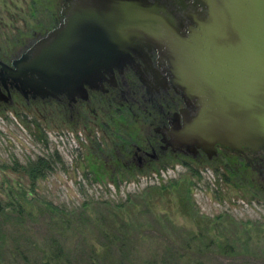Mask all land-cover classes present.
Listing matches in <instances>:
<instances>
[{
	"label": "rangeland",
	"instance_id": "1",
	"mask_svg": "<svg viewBox=\"0 0 264 264\" xmlns=\"http://www.w3.org/2000/svg\"><path fill=\"white\" fill-rule=\"evenodd\" d=\"M31 1L0 0V46L32 24ZM86 144L40 132L26 116H0V264H45L55 241L69 264H83L91 248L99 264H264L256 183L179 166L110 181ZM38 157L54 161L32 183L21 166Z\"/></svg>",
	"mask_w": 264,
	"mask_h": 264
},
{
	"label": "water",
	"instance_id": "2",
	"mask_svg": "<svg viewBox=\"0 0 264 264\" xmlns=\"http://www.w3.org/2000/svg\"><path fill=\"white\" fill-rule=\"evenodd\" d=\"M74 7L81 20L66 13L72 18L13 61L8 75L21 88L71 96L109 71L80 65L81 54L66 49L67 26L82 21L84 30L100 31L103 62L136 38L165 49L171 85L185 103L175 135L186 147L264 153V0H84Z\"/></svg>",
	"mask_w": 264,
	"mask_h": 264
},
{
	"label": "flooded vegetation",
	"instance_id": "3",
	"mask_svg": "<svg viewBox=\"0 0 264 264\" xmlns=\"http://www.w3.org/2000/svg\"><path fill=\"white\" fill-rule=\"evenodd\" d=\"M81 1L84 0H32L31 5H26L32 24L23 21V29L13 35L12 43L0 46V116L8 112L20 118L26 116L43 133L70 132L81 146L87 143L91 162L101 165L104 170L100 173L110 181H134L167 166H179L210 169L233 183H256L264 192L261 150L215 145L213 150L204 151L186 147L176 137L175 132L183 126L181 111L185 103L171 85L167 52L160 44L132 39L121 49V56H109L104 63L97 55L100 31L93 25L84 30V23L79 21L67 26L66 49L81 54L80 65L92 70L101 66L109 69L101 71L93 85L77 87L71 96L65 92L41 96L36 88H21L20 82L8 75L9 69H14L13 61L28 48L68 18L81 20L80 15H74V5ZM181 24L185 30L189 23ZM115 49L111 48L113 53Z\"/></svg>",
	"mask_w": 264,
	"mask_h": 264
},
{
	"label": "trees",
	"instance_id": "4",
	"mask_svg": "<svg viewBox=\"0 0 264 264\" xmlns=\"http://www.w3.org/2000/svg\"><path fill=\"white\" fill-rule=\"evenodd\" d=\"M56 156V160L60 161V156L55 153ZM55 160V161H56ZM54 160H50L49 158H44V157H38L36 160L34 161H30L29 163H27L25 166H21V169H23L25 172H27L28 176L31 178L32 183H34L36 177L38 176H44L45 173L51 169V162H53ZM189 169H191V167H189ZM14 205V204H13ZM14 208V207H13ZM107 235L104 234V237H106ZM211 242V240H209ZM207 243V246L204 247H208L211 246V244ZM54 246V249L51 252V256L50 258H47L48 262L45 264H69V260L66 256H64V249L63 246L57 244V242H53L52 243ZM229 246L224 245L221 246L220 249L227 251L226 249ZM63 255V257H62ZM63 258V259H62ZM99 258L98 252H95L94 248H91L90 250V255L88 257V259H86L84 261L83 264H99V261L97 260ZM64 260V263H63ZM117 264H122V262H118ZM124 264V262H123Z\"/></svg>",
	"mask_w": 264,
	"mask_h": 264
}]
</instances>
